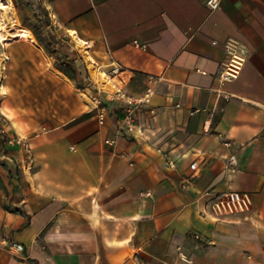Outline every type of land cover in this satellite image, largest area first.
<instances>
[{
  "label": "crops",
  "instance_id": "0c3cea01",
  "mask_svg": "<svg viewBox=\"0 0 264 264\" xmlns=\"http://www.w3.org/2000/svg\"><path fill=\"white\" fill-rule=\"evenodd\" d=\"M22 2L38 27L8 37L3 13L19 19L0 0V264H264V0ZM35 29L69 37L63 65ZM229 38L246 62L222 83ZM114 65L127 94L154 88L135 134L102 93ZM2 117L27 146L7 144ZM226 191L250 193L253 210L216 215Z\"/></svg>",
  "mask_w": 264,
  "mask_h": 264
},
{
  "label": "built area",
  "instance_id": "2783aa9c",
  "mask_svg": "<svg viewBox=\"0 0 264 264\" xmlns=\"http://www.w3.org/2000/svg\"><path fill=\"white\" fill-rule=\"evenodd\" d=\"M222 0H208L207 5L214 11L221 6ZM225 51L227 53V59L223 62L221 71L219 72V79L222 83L233 81L239 78L243 67L246 62V56L241 49V43L235 38H229L225 43ZM0 98L3 95L2 89L4 85V72L5 66L0 64ZM104 86L103 94H107L112 101H119L123 110L124 118L120 124L122 129L127 130L129 133L135 134L138 129V112L142 107L151 103L152 96L154 94V88L150 86L145 94L142 96H131L126 93L125 87L127 85V78L125 76V70L118 65H114L110 72L103 73ZM154 78L150 79V82H154ZM93 101L97 104V108L100 109L99 120L103 124L106 120L105 109L101 104L103 100L99 96H93ZM1 103V99H0ZM2 134L6 136V142L10 146L25 145V138L11 136L8 134L7 119L3 117ZM107 142H110L109 140ZM171 167L175 166L173 161L169 162ZM211 208L213 212L222 217L233 216L238 214H245L253 210V198L250 193L241 191H226L220 193L210 200ZM12 251L15 255L20 257L23 262L25 259L22 256L25 245L20 242H13L10 244Z\"/></svg>",
  "mask_w": 264,
  "mask_h": 264
},
{
  "label": "rangeland",
  "instance_id": "374dc122",
  "mask_svg": "<svg viewBox=\"0 0 264 264\" xmlns=\"http://www.w3.org/2000/svg\"><path fill=\"white\" fill-rule=\"evenodd\" d=\"M13 2H14L13 11L15 13L17 12L19 22L15 23V25L13 24V22L16 21V18H15L16 15L9 10L5 11L2 15L3 16L2 19L5 21V24L3 25V28H4L3 31L5 32V36H8V37H11V33L13 32V29L16 27L25 28L29 25H34V24H36L35 27H38V24L34 21L35 20L34 17L37 18V15L34 16V14L30 10H28L29 7L27 3L24 4L22 0H13ZM46 19L48 20L49 23L51 22L50 17H47ZM35 31L40 35L41 38L44 39L45 47L54 56V59L57 61V63L63 65L64 63L60 62V60L63 58L62 54L64 52H67L68 48H71L69 44H64L66 43L65 41H69V37L65 36L59 31H55L54 29H51L50 31H46L45 33L41 29L40 30L35 29ZM17 36L23 39L33 38L32 34L27 30H22L21 32H19ZM61 43H63V45H60ZM72 53L75 54V51H72V52L70 51V54ZM75 60H78V58H75ZM6 62L7 60L1 63L2 67L6 66ZM89 66L93 74L97 75V71L96 69H94L93 65H91V61H89ZM65 68L67 70H72L69 64H67ZM93 69L95 72L93 71ZM0 70H1V67H0ZM5 70H6V67L3 70L4 73H5ZM98 76L101 77V75H98ZM1 103H0V107H1ZM2 119L3 117L1 118V120Z\"/></svg>",
  "mask_w": 264,
  "mask_h": 264
},
{
  "label": "trees",
  "instance_id": "16d2710c",
  "mask_svg": "<svg viewBox=\"0 0 264 264\" xmlns=\"http://www.w3.org/2000/svg\"><path fill=\"white\" fill-rule=\"evenodd\" d=\"M35 35H36L37 38L39 39V42H40L41 44L45 45V43H44V39L41 38L40 35H39L36 31H35ZM66 57H67V56H66ZM65 63H67L66 60H65ZM73 78H74L75 80H77L76 76H73ZM77 83H79V87H80V88H82V89L85 90V91L87 90L86 85H84V84H82L81 82H78V81H77Z\"/></svg>",
  "mask_w": 264,
  "mask_h": 264
},
{
  "label": "bare ground",
  "instance_id": "6f19581e",
  "mask_svg": "<svg viewBox=\"0 0 264 264\" xmlns=\"http://www.w3.org/2000/svg\"><path fill=\"white\" fill-rule=\"evenodd\" d=\"M5 7H6L5 5H3L2 3H0V12H1V10L4 9ZM91 65H93L92 62H91ZM93 67H94V66H93ZM94 69H95V68H94ZM94 69H93V71H94ZM94 72H95V71H94Z\"/></svg>",
  "mask_w": 264,
  "mask_h": 264
}]
</instances>
